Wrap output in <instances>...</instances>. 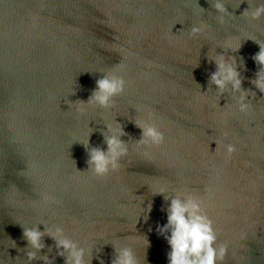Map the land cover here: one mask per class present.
I'll list each match as a JSON object with an SVG mask.
<instances>
[{
    "label": "water",
    "instance_id": "1",
    "mask_svg": "<svg viewBox=\"0 0 264 264\" xmlns=\"http://www.w3.org/2000/svg\"><path fill=\"white\" fill-rule=\"evenodd\" d=\"M233 3L226 0L235 19L219 25L208 0H0V256H20L15 264H23L24 253L8 248V239L24 249L18 223L45 218L63 223L75 241L94 244L99 252L93 250L92 264H111L112 243L132 248L139 264H167L168 245L155 231L166 222L161 207L167 203L151 191L168 185L205 198L219 239L228 245L224 264H264V97L249 82L258 45L244 39L264 41V17L246 22L240 14L247 3L235 10ZM196 21L211 31L188 40ZM229 36H238L242 46L238 54H225L243 57L242 86L256 91L248 114L234 105L226 114L199 95L216 96L209 80L215 65L207 57ZM224 51L215 47V53ZM120 62L130 87L115 98L114 113L103 115L121 124V139L131 148L141 138L129 119L138 115L133 106L150 107L168 130V143L152 159L130 152L117 176L77 183L74 165L86 171L87 152L73 140L90 132L89 146L105 148L106 130L102 110L79 117L68 102L86 101L95 79ZM218 103L232 101L226 93ZM229 143L237 148L231 159L223 147ZM30 163L37 174L28 172ZM44 191L60 203L45 208ZM45 244L38 255L55 257L53 241L45 237ZM54 264L63 259L55 257Z\"/></svg>",
    "mask_w": 264,
    "mask_h": 264
},
{
    "label": "clouds",
    "instance_id": "2",
    "mask_svg": "<svg viewBox=\"0 0 264 264\" xmlns=\"http://www.w3.org/2000/svg\"><path fill=\"white\" fill-rule=\"evenodd\" d=\"M211 8L215 11V20L219 25H224L227 20L235 19L233 12H229L226 0H208ZM242 3H247L248 7L240 14V18L246 22L259 21L264 17V0H234L233 10L239 9ZM198 4V2H197ZM198 8L201 12L204 9ZM180 24V23H179ZM170 29L171 37L175 35ZM209 25L203 21H196L187 32L188 40H196L210 33ZM244 39L252 40L258 45L259 51L251 59L256 65L254 79L249 82L264 97V41L256 40L254 36L247 35ZM242 46V40L238 36H229L223 41L216 43L215 47L224 49V52L215 53V47L210 49L208 60L215 65V70L210 74V84L217 90L216 96L201 93L199 95L205 100L212 101L214 107L226 110V114L232 115L233 105L235 110L241 114H248L252 111V104L249 98L256 97V91L243 88V78L241 70H246L243 57L238 55H226V52L238 54ZM198 65V62L195 64ZM127 65L120 62L112 68L104 69L102 74L95 79V86L86 101H77L74 104L68 102L70 111L79 117H87L94 110L101 111L100 119L103 121L106 132L104 135L105 148L90 147V132L75 137L74 143L81 144L87 152V170L79 171L74 165V175L71 177L77 183H86L85 177L95 179H105L113 175H118L123 169L122 161L129 157L130 152L145 159L154 158L157 150L165 146V133L168 131L156 120L154 110L145 105H134L137 117L129 119L140 129L141 138L136 141L131 148L121 139L125 135L121 124L113 119H107L104 113H114L116 109L115 98L123 96L130 87V81L126 79ZM148 77V73H143ZM228 94L232 103L221 107L218 98ZM225 140L229 138L230 132L222 133ZM216 144L215 141H212ZM211 142V143H212ZM226 158L231 159L237 152L235 144L223 145ZM215 148V150H216ZM74 164V163H73ZM38 168L35 163L28 165V172L35 175ZM12 195L15 188L11 189ZM153 195L162 196L167 203V207H161V211L166 215V222L156 225V233L162 237L167 245V264H224L228 255V245L219 239L217 229L213 220L208 214V207L205 198L197 193H193L185 188H173L168 185H161L156 191H151ZM172 192V195L169 193ZM40 203L49 208L51 205H58V201L47 191L40 193ZM142 203V200L140 201ZM142 211V209H141ZM152 206H147V213H151ZM147 219V216H145ZM72 223H76L72 221ZM22 229V239L26 242V247L20 249L16 241L8 239V248L23 252V264H33L35 261H42L43 264H54L55 257L63 259L64 264H92L93 250L99 252L96 246L87 240L77 242L71 238L63 223L51 224L45 218H41L31 226L18 223ZM43 226V231L40 230ZM151 231V229H149ZM45 237L53 241L55 257L48 255H38L46 248ZM147 247L149 242L145 236ZM113 258L111 264H139L138 258L132 248L121 246L119 243H112ZM53 249L48 246V251ZM98 258V257H97ZM20 256L15 258L0 256V264H15ZM103 264V261H100Z\"/></svg>",
    "mask_w": 264,
    "mask_h": 264
}]
</instances>
